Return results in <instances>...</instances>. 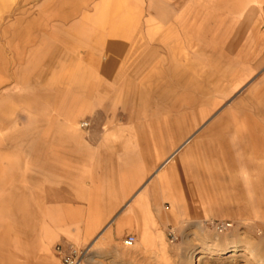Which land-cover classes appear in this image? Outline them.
Segmentation results:
<instances>
[{
  "label": "rangeland",
  "instance_id": "374dc122",
  "mask_svg": "<svg viewBox=\"0 0 264 264\" xmlns=\"http://www.w3.org/2000/svg\"><path fill=\"white\" fill-rule=\"evenodd\" d=\"M124 18L132 19L130 31L143 30L145 39L121 45L112 38L114 52L121 45L128 51L139 47V53L103 54L104 27L116 29ZM81 20L90 26L83 36L97 47L95 55L78 56L64 45L63 26ZM154 24L160 25V41L153 39ZM153 47H160V54H152ZM60 109L86 123L84 130L113 120L143 128L151 138L159 128L162 153L191 138L198 148L191 168L199 171L200 143L215 141L216 149L224 124H242L245 136L264 132V0H0V264H51L27 225L37 219L33 207L44 193L42 151L34 146L40 128L61 116ZM183 114L186 125L179 128L174 122ZM218 120L220 129L214 126ZM229 128L219 143L222 151L238 142ZM15 154L22 174L11 173L2 161ZM226 164L232 162H209ZM175 169L183 175L180 165ZM197 223H185L178 233L168 227L152 250L122 242L96 257L90 250V264H264L263 224L234 228L231 223L217 233L206 222ZM48 251L55 257L53 246Z\"/></svg>",
  "mask_w": 264,
  "mask_h": 264
},
{
  "label": "crops",
  "instance_id": "0c3cea01",
  "mask_svg": "<svg viewBox=\"0 0 264 264\" xmlns=\"http://www.w3.org/2000/svg\"><path fill=\"white\" fill-rule=\"evenodd\" d=\"M131 21L134 22L124 18L125 24L116 29L104 27L103 54L139 53V47L128 51V47L121 46L131 38L145 39L143 30L136 34L130 31ZM76 22L71 27L63 26L68 41L64 45L69 44L78 56L97 54L95 44L89 46L83 36L90 26L84 20ZM152 36L160 41L159 24H154ZM112 38L121 40L120 52H114ZM152 54H160V47H153ZM92 64L89 66L97 70ZM66 110L60 109L62 115L53 118L56 120H47L40 128V142L34 146L42 151L41 163L45 169L40 172V190L44 193L39 202L35 201L33 213L38 217L34 222L30 218L27 232L43 244V254L47 253L51 264H62L55 260V257L59 260L54 251L57 244L87 246L101 233L90 248L95 257L104 249L119 248L127 235L135 236L136 247L152 250L168 227L176 228L178 233L187 222L192 225L224 221L232 223L234 228L264 225V132H249L245 136L240 133L241 127L229 130L238 139L231 151L219 148L228 131L217 134L216 149L211 148L215 141H202L200 155L196 156L201 167L199 171L192 168L190 173L189 168L196 161L193 151L197 145L191 138L178 147L171 146L174 147L172 150L170 147L171 152L162 153L165 148L159 128L152 130L151 138L144 137L143 128L113 120L101 129L84 130L76 115ZM186 119V114L180 117L184 125ZM167 133L173 134V129L169 128ZM182 153L186 157L184 165L179 161ZM170 154L172 158L164 163ZM220 159L232 164L209 165L210 160ZM2 161L11 173L24 172L18 155L4 157ZM167 164L170 165L163 172ZM177 165L181 166L182 176L177 174ZM146 237L149 242L144 244ZM51 246L55 257L49 254Z\"/></svg>",
  "mask_w": 264,
  "mask_h": 264
},
{
  "label": "built area",
  "instance_id": "2783aa9c",
  "mask_svg": "<svg viewBox=\"0 0 264 264\" xmlns=\"http://www.w3.org/2000/svg\"><path fill=\"white\" fill-rule=\"evenodd\" d=\"M86 125V123H83L82 126ZM206 224L213 228L217 233H223L232 226L230 222L214 220L206 222ZM168 235L171 241L175 239L174 231L170 230ZM135 241V236L127 235L123 238L122 244L125 247H131ZM54 251L62 264H90V248L86 245L80 246L73 243L57 244L54 247Z\"/></svg>",
  "mask_w": 264,
  "mask_h": 264
},
{
  "label": "bare ground",
  "instance_id": "6f19581e",
  "mask_svg": "<svg viewBox=\"0 0 264 264\" xmlns=\"http://www.w3.org/2000/svg\"><path fill=\"white\" fill-rule=\"evenodd\" d=\"M220 124V120H218L217 122H215L214 123V126H215V128H218L219 125ZM174 125H177V127H179V126H181L182 127V125H184L182 122H181V120H179L178 122H174ZM174 125H170V128H172L173 129V127H174ZM223 125V124H222ZM221 125V126H222ZM241 125L242 124H239L238 125V123L237 122H233V124H232V126H229V127H231V129L228 127V126H226L225 124L223 125V129L221 128V126L219 127V129L221 128V130L220 131H222V133L223 132H226V131H228L227 129L229 128L230 130H234V129H236V128H239V127H241ZM224 126H226V127H224ZM213 127V126H212ZM180 128V127H179ZM214 128V127H213ZM219 133H221V132H219ZM185 140V139H184ZM201 140V139H200ZM182 148V147H181ZM184 153H182V155H181V157H180V159H179V161H182V160H186V157L183 155ZM171 155L172 154H170L165 160H164V163H166V162H168L169 160H170V158H172L171 157ZM194 161V160H193ZM196 167V166H195ZM200 167H201V164H200ZM198 168V167H197ZM192 169V168H191ZM196 169V168H195ZM203 169V168H202ZM197 174H198V171L196 172ZM197 174H196V176H197ZM198 180V179H197ZM195 181H196V178H195ZM132 208V207H131ZM54 229H55V227H54ZM105 231V230H104ZM37 232H39V230L37 231ZM101 233V232H100ZM102 234V233H101ZM101 234L100 235H97L89 244H87V247H89V248H91V246H93V244L100 238V236H101ZM146 234L148 235V231L146 232ZM39 235V234H38ZM147 238V237H146ZM148 239V238H147ZM149 240V239H148Z\"/></svg>",
  "mask_w": 264,
  "mask_h": 264
}]
</instances>
